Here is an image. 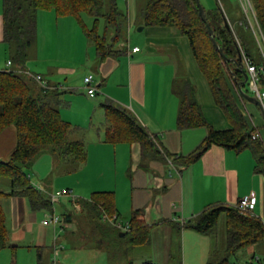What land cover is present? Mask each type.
I'll return each instance as SVG.
<instances>
[{
	"label": "crops",
	"instance_id": "crops-1",
	"mask_svg": "<svg viewBox=\"0 0 264 264\" xmlns=\"http://www.w3.org/2000/svg\"><path fill=\"white\" fill-rule=\"evenodd\" d=\"M199 1L205 10L213 8L208 0ZM236 2L237 0L234 4H229L226 1L227 9H233L227 14V18L230 26L234 28L241 24L240 14L235 10ZM222 6L224 8V5ZM36 20L35 51L39 52L37 56L28 57L24 69L31 74L42 76L49 86L58 85L62 88L58 94H52L51 101L57 105L62 119L77 128L70 135V139L82 140L87 149L84 165L67 163L68 167L59 174L100 173L103 163L113 161V173L116 175L114 178H119V173L125 176V196L118 197L117 185L114 193L118 219L121 215L131 216L133 211L140 210L141 219L151 228L150 243L146 247L133 248L130 258L125 257L120 264H207L212 251V236L196 232L188 227V222L193 221L209 205L234 207L237 201L250 191H254L257 197L253 214L264 223V178L250 176L249 172L258 174L254 172L255 163L251 158L252 154L247 153H251L249 150L236 153L212 146L199 160L187 167L173 163L168 156L188 155L200 145L207 134L205 127L186 130L176 128L180 85L184 81L194 86L197 102L206 121L216 130L229 127L222 111L213 100L188 40L177 29L145 27L139 20L137 26H142L143 29L138 33L143 34V41L134 37L125 53L100 62L92 44L74 27L76 23L72 18H56L53 12L39 11ZM128 27L130 30V22ZM142 46L145 52L141 51ZM77 47L83 50L82 59L75 58L71 51ZM134 48H138V51L133 52ZM46 49L48 52L43 55ZM88 50L90 53H87ZM8 61L10 54L8 45L3 41L0 0V71L8 69ZM10 66L13 67V64ZM82 68L88 71L84 77L93 76V85L96 87L94 97L86 94L83 81L79 80ZM106 100L130 111L140 125L158 139L161 153L156 156H142L137 143H106L102 108ZM244 108L253 125L259 128V139L264 144V130L259 126L261 118L255 110L245 104ZM4 137L9 138V145H6L8 151L4 154L6 157L15 145L14 130L10 128L3 131L0 140ZM43 155H47V166L53 171L56 161L49 154ZM32 168L41 175L38 167L33 165ZM249 177L250 180L247 181ZM246 182L250 185L245 189L241 188ZM33 184L45 188L50 193L60 190L58 187L52 191L48 183L45 186L35 182ZM104 186L102 181L93 185L91 190H101ZM0 204L6 214V224L10 223L12 233L8 241L12 244L11 248L26 249L32 257V260L30 258L28 261L29 264H51L52 259L54 260L55 245L60 249H55L58 258L53 264L76 263H71L70 258L72 253L78 252L81 247L76 246L74 242L69 249L66 246L69 242L66 244L60 241L59 244L60 236L57 237V230L50 227L39 225L40 229L36 233L35 225L44 220V215L41 219L39 214L30 208L26 198H1ZM73 223L78 225L72 218L71 224L61 233H67L66 230L70 229L69 232L73 236ZM30 235H34V238L28 239ZM104 235L102 234V237ZM32 247L40 249V257L37 255V259L36 254H32L36 252ZM99 249L97 244L92 253L98 254L101 252ZM3 251L5 249L0 252V264H19V256H16L14 251L10 252L7 248L8 254Z\"/></svg>",
	"mask_w": 264,
	"mask_h": 264
},
{
	"label": "trees",
	"instance_id": "trees-1",
	"mask_svg": "<svg viewBox=\"0 0 264 264\" xmlns=\"http://www.w3.org/2000/svg\"><path fill=\"white\" fill-rule=\"evenodd\" d=\"M249 1L264 36V0ZM215 2L214 8L204 10L213 37L217 45L223 48L226 58L236 59L242 49L258 64L259 62L253 58L256 45L251 44L252 42L255 44L256 41L240 0L235 4V10L239 12L241 18L238 28L229 24L227 18L229 12L225 1ZM39 11L53 12L56 18H72L94 47L100 62L126 52V48L116 47L120 44L123 32L126 31L128 19L118 8L117 0H2L3 41L8 45L13 67L0 71V134L13 127L15 145L7 161L0 160V178L7 179L10 183L8 192L0 190V199L24 197L34 211H50L52 206V211H55L49 200L50 192L42 187L43 191L35 190L28 170L39 156L46 153H51L56 162L82 166L86 162L87 149L82 140L70 139V135L77 128L62 119L57 105L51 101L52 94H58L60 91L58 85L43 88L29 77L27 75L29 71L24 69L28 60V49L37 38L36 19ZM139 15L145 27L175 28L188 40L213 100L229 125L228 129L224 130H216L210 125L197 102L194 86L184 81L180 85L176 128L186 130L205 127L207 134L200 145L188 155L167 154L172 162L184 167L190 166L212 146L236 153L249 150L255 158L254 172L264 178V144L259 138L253 139V135L259 134V128L253 125L251 117L244 111L245 100L237 90V83L242 82L243 76L233 64L223 62L211 36L207 33L205 24L199 17L194 0H146L145 5L140 8ZM83 16L92 18L90 26L85 23ZM100 21L103 23L101 34ZM225 22L228 23L229 29L226 28ZM248 35L251 36L252 42L248 41ZM102 108L106 143L112 145L137 143L142 156H156L161 153L158 139L149 134L130 111L110 100H106ZM71 203L79 206V211L76 215L67 212L60 216L64 224H71L72 218L74 221L78 219L76 223L79 224L84 217L93 226L92 231L95 233L98 223L106 220L108 223L106 229L102 228L106 241L111 237L109 230L112 229L116 238L120 240L127 238L132 249L146 247L150 243L151 228L141 219L140 210L132 212L127 222L128 231H120L110 222L113 217L119 222L112 192H95L89 200L75 199ZM221 214L225 216V249L221 255L212 250L207 264H228L229 257L234 256L239 250L264 240V224L259 218L244 215L234 207L221 204L205 207L187 225L198 233L212 236ZM7 239L6 214L0 204V251L7 247Z\"/></svg>",
	"mask_w": 264,
	"mask_h": 264
},
{
	"label": "rangeland",
	"instance_id": "rangeland-1",
	"mask_svg": "<svg viewBox=\"0 0 264 264\" xmlns=\"http://www.w3.org/2000/svg\"><path fill=\"white\" fill-rule=\"evenodd\" d=\"M203 1V0H202ZM209 3L211 4V7H215L216 6V2L215 0H208ZM223 2L226 1L230 4H234L235 0H222ZM146 0H117V4H118V8L127 15V19L128 22H130L131 25V29L129 30L128 24L126 27V31L123 32L122 37H121V41L120 44L116 47H120V48H127L128 44L130 45V41L133 40V38H139L141 41H143V34L142 33H138V28L142 27V26H137V23L139 22V20H141L139 12H140V8L143 7L145 5ZM201 3V2H200ZM139 9V12H138ZM231 11H233V9H228V12L231 13ZM137 12V13H136ZM86 24L89 26L92 23V18L83 16ZM136 23V24H135ZM74 27L77 29V31L80 33L78 27L76 25H74ZM103 31V23L100 21L99 22V33L101 34ZM82 34V33H80ZM83 36V35H81ZM259 40L261 41L260 35L258 34ZM85 38V37H84ZM248 41H251V36L248 35ZM255 40V39H254ZM89 42V41H88ZM90 43V42H89ZM133 43V42H132ZM35 44L36 41L32 44L31 48L28 49V57H34L37 56L39 51H35ZM91 44V43H90ZM251 44H253L254 46L256 45L255 48V54H253V58L257 61L260 62L261 61V55L259 52V49L257 47V44L255 42V44L252 42ZM122 46V47H121ZM49 50V49H48ZM92 50V49H91ZM73 52L74 57H78L81 58V56H83V50L81 48H74L71 50ZM142 52H145L144 50V46H142L141 49ZM47 49L44 51L45 55L47 53ZM51 52H53V50H51ZM87 53H90V50L87 51ZM82 59V58H81ZM88 73L87 70H85L84 68L81 69V73L79 74V80H81L80 82L83 81L84 78V74ZM244 90L247 91V86L245 85ZM248 95L250 97H253V95L249 94ZM244 104L246 105V107L248 108H252L253 110H255L256 114L261 118V123H260V128L264 130V119L261 116V112L260 109L252 102L249 101H244ZM245 111V110H244ZM248 113V112H247ZM249 115V114H248ZM11 129H13V127H10ZM8 128V129H10ZM7 130V129H6ZM14 130V129H13ZM9 138L8 137H4L3 140H0V157H1V161H7V157H4V154L6 153V151H8V147H6V145L8 146ZM15 140V138H14ZM248 154H251L249 152H247ZM46 154H51V153H46ZM48 155V156H49ZM254 160L255 163V158L253 155H251ZM47 155H42L41 157L39 156L33 165H35V167L39 168V171L41 172V175L39 176L37 174V172L34 171V169L31 167V169L28 170L29 173V178L31 176V183L35 182L37 184H41L43 186H45L47 183L48 185L50 184V189L52 191L56 190V188L61 190H72V194L73 197H75V199H83V200H89L92 193H95L96 191H103V192H112L113 194L116 193V185H117V189L119 191L118 197H122L125 196V192H124V184H123V177H125L124 175L122 176V173H119L120 176L119 178L117 177V179L114 178V164L113 161H111V163H103L101 166V171L100 173L97 172H88L87 174H83L81 175L80 173L77 174H68V175H60L59 173L64 172V170L66 169V166L68 167L67 163H60V162H55V168L53 169V171H51L50 166H47ZM44 172H46L44 174ZM99 172V171H98ZM251 177H255V178H263L260 175H253L251 172H249ZM116 176V175H115ZM249 176V175H248ZM250 180V177L247 178V181ZM102 181H104L105 186L103 188H101V190H99V188H94L93 190H91V187L95 184L98 183H102ZM247 185H250L249 182L243 183L241 185V188L245 189V187H247ZM41 187V186H40ZM43 188V187H42ZM63 188V189H61ZM10 189V183L7 179H3L0 178V190H9ZM55 192V191H54ZM115 195V194H114ZM72 199L71 197L69 198H61L59 203H56L54 205V209H55V214L58 215L59 217L62 216L64 213L70 212L74 215L78 214L77 210H75L74 206L71 203ZM53 209V206L51 207L50 211L47 210H39L36 211V213L39 214V217L41 218L42 215H44V219L51 214ZM41 215V216H40ZM43 218V217H42ZM41 218V219H42ZM130 218V215L126 216V215H121L119 217V222L125 223L128 222ZM78 220V219H76ZM95 220L97 221L98 219L95 218ZM43 221V220H42ZM40 222H37V224L35 225V232L37 233V230L40 229L39 225L44 226ZM99 222V220H98ZM102 221H100L101 223ZM98 223L97 225V230L95 233H93L92 228L93 226L90 225V222L82 217L80 220V223L78 225L73 223V231H74V235L71 236L72 233L69 232L70 229H67V233H61L62 230H64L65 227H67L68 225L63 223V227L60 230V228H55L52 225H48L46 227H50L52 230H57V237L60 236V239L58 241V243L60 244V241L65 242L67 244V242H69L66 246L67 249L70 248V245L72 242H74V244L76 243V246H80L81 249H78V252L72 253V256L70 258V262L71 263H75V264H120L125 260L126 258H130V253L132 251V248L130 247V245L128 244V240L127 238H121L122 240H120L119 238H116L115 233L112 231V229L109 230V232L111 233V237L106 238L102 237V228L106 229L107 226V222L105 220V222H102V224ZM105 223V225H104ZM94 224V223H92ZM7 230H8V237H11V227H10V223L7 222ZM55 233V232H54ZM61 233V234H60ZM226 232H225V216L224 214H221V216L218 219V222L216 224V227L214 228V230L212 231V250L217 251V254L219 253V255L223 254V250L225 249V243H226ZM29 238H34V235H30L28 236ZM56 238V237H55ZM117 242H115V240ZM99 245V250L101 251L98 254L92 253L95 249L96 245ZM86 245V247L84 246ZM12 244L10 242V240L8 241L7 239V250H9L10 252L14 251L16 256H19V264H29L28 261H30V258L32 260V257H30V253H28V251L24 248H11ZM83 246V247H82ZM3 252H7L8 251ZM34 248V247H32ZM36 250V252H38V250L40 251L39 248H34ZM38 249V250H37ZM55 249H60L58 246H54V250H53V257L54 260L52 259L51 264L54 263V261L56 260V256H58L56 254ZM12 250V251H11ZM74 250V249H72ZM61 251V250H60ZM96 251V252H98ZM104 251V252H102ZM1 252V251H0ZM36 252H32V254H36V259H37V253ZM92 253V254H91ZM107 253V254H106ZM20 254H24V255H20ZM135 254V253H134ZM91 255V256H90ZM93 255V257H92ZM257 256L259 258H261L264 261V240L262 242H259L253 246H249L245 249L239 250L234 256L229 257L228 259V264H246L249 262L251 256ZM132 258H134V255L132 256ZM78 261V263H77ZM58 263V262H56ZM36 264V263H34Z\"/></svg>",
	"mask_w": 264,
	"mask_h": 264
},
{
	"label": "built area",
	"instance_id": "built-area-1",
	"mask_svg": "<svg viewBox=\"0 0 264 264\" xmlns=\"http://www.w3.org/2000/svg\"><path fill=\"white\" fill-rule=\"evenodd\" d=\"M241 6L243 8V11L246 15L249 27L253 33V36L255 38L257 47L259 49L260 55H261V61L257 64L255 63L250 57H248L242 49L240 50V57L241 62L243 64V68L245 70V73L247 74V91L249 94L253 95L255 99L259 102L261 105L263 114H264V36L262 32L260 31L255 13L253 11V8L251 6V3L249 0H240ZM258 34L260 35L261 41L259 40ZM138 51V48H134L133 52ZM11 62H7V66L10 67ZM29 77H31L37 84H39L43 88L50 87L49 84L44 80V78L40 75H34L30 72L27 73ZM83 85L86 90V94L90 97H94L96 94V87L93 85V76L88 75L83 78ZM58 89H62L60 86H57ZM238 90V89H237ZM244 90V89H243ZM239 92V91H238ZM247 92V94H248ZM259 134L253 135V139H258ZM34 189L37 191H43V189L40 186L33 185ZM71 197L72 201L75 200V197H73L72 190H61L54 193H49V200L52 205H55L56 203H59L61 198H69ZM256 193L254 191H250L248 194L241 197L237 203L235 204L234 208H236L240 213L244 215H251L254 216L253 211L256 206ZM75 210L77 212L79 211V206L73 205ZM115 217L110 220V222L120 231H128L129 230V224L126 222L125 224L116 222ZM183 223V221H182ZM42 224L44 226L52 225L55 228L63 227L62 218L55 214V211L53 210L51 214H49L43 221ZM264 224V223H263ZM62 229V228H60ZM57 254V251H56ZM246 264H264V261L257 257L252 256L248 263Z\"/></svg>",
	"mask_w": 264,
	"mask_h": 264
},
{
	"label": "water",
	"instance_id": "water-1",
	"mask_svg": "<svg viewBox=\"0 0 264 264\" xmlns=\"http://www.w3.org/2000/svg\"><path fill=\"white\" fill-rule=\"evenodd\" d=\"M194 2H195V6H196V8H197V10H198L199 17H200L201 21L205 24V27H206L207 33L209 34V36H211V40H212V42H213V45H214L215 49L219 52V54H220V56H221L223 62H225V64H229V63L233 64V65L236 67V69H237L238 71L241 72V74H242V76H243V80H242V82H238V83H237V89H238L240 95L242 96V98H243L244 100L256 104L257 107L260 109V112H261V116H262V118L264 119V114H263V111H262V108H261V105L259 104V102L255 99V97H250V96H249V95L243 90V86H245V84H246V82H247V74L245 73V70H244V68H243V64H242V62H241V57H240V55H238V57H237L236 59H233V60L226 58V56H225L224 53H223V48H222L221 46H218V45H217V43H216V41H215V38L213 37V31H212V29L210 28V26H209V24H208V22H207V20H206L205 10H204L202 4L200 3L199 0H194ZM224 24H225L226 28L229 29L228 23L225 22ZM142 29H143L142 27H139V28H138V32L142 31ZM234 79H235V78H234Z\"/></svg>",
	"mask_w": 264,
	"mask_h": 264
}]
</instances>
